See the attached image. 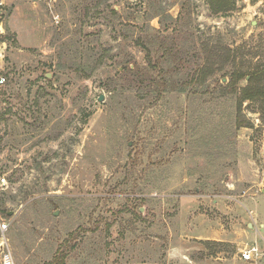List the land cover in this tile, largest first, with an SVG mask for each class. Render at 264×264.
Instances as JSON below:
<instances>
[{"label":"rangeland","instance_id":"374dc122","mask_svg":"<svg viewBox=\"0 0 264 264\" xmlns=\"http://www.w3.org/2000/svg\"><path fill=\"white\" fill-rule=\"evenodd\" d=\"M0 23V213L17 264H255L240 253L264 249V217L248 212L264 216L248 205L264 201V0L225 13L210 0H5ZM235 69L263 73L260 99L219 93ZM165 74L162 92L148 77Z\"/></svg>","mask_w":264,"mask_h":264},{"label":"trees","instance_id":"16d2710c","mask_svg":"<svg viewBox=\"0 0 264 264\" xmlns=\"http://www.w3.org/2000/svg\"><path fill=\"white\" fill-rule=\"evenodd\" d=\"M237 0H210V4H211V8L216 12V13H225L227 11H230L233 6L235 5ZM6 37H1L0 38V42H3V40H5ZM148 53H147V60H148V65L149 67H151V69L153 71H157L158 70V63H154L152 61V56H151V52L149 49H147ZM128 71V74H130L133 78H138L140 76V70L138 69V66L135 65L134 67H127L126 69ZM263 73H261L260 71L258 72H254V73H249L246 74V72H243L242 70L239 69H235L234 71H232V73L230 74V82L226 85H222L218 84L219 86V93H224V95L222 96H226V95H234L235 93H241L240 97H239V105L241 107V105L245 102V101H255L260 99L261 95H262V90L260 89L259 85H257V81L259 79V77L262 75ZM249 76V85L244 87L241 91L239 90V84L241 81L247 80V77ZM161 79L156 81L154 79H151L148 77L149 82H155L156 84H158L160 90H162V92H167V89H169V80L167 79L166 74L160 77ZM207 78L205 76L200 77L199 80V84L200 86L204 85L207 83ZM221 83V82H220ZM256 83V84H255ZM238 127L242 128V127H249V125L242 123L241 120H238ZM4 215L7 216L8 211H3ZM52 264V263H49ZM56 264H62L61 260L58 261Z\"/></svg>","mask_w":264,"mask_h":264},{"label":"built area","instance_id":"2783aa9c","mask_svg":"<svg viewBox=\"0 0 264 264\" xmlns=\"http://www.w3.org/2000/svg\"><path fill=\"white\" fill-rule=\"evenodd\" d=\"M5 6V0H0V17L3 13ZM4 34L3 25L0 23V38ZM5 42H0V62L4 60ZM9 74L5 69V66L0 64V128L4 117L9 112V102L11 93L9 89ZM0 188L7 186L5 178L0 179ZM10 224L8 220L3 218L0 213V264H17L11 249L10 237H9ZM241 259L247 263L258 264L264 258V249H261L258 245H253L244 250H241Z\"/></svg>","mask_w":264,"mask_h":264},{"label":"crops","instance_id":"0c3cea01","mask_svg":"<svg viewBox=\"0 0 264 264\" xmlns=\"http://www.w3.org/2000/svg\"><path fill=\"white\" fill-rule=\"evenodd\" d=\"M0 64H2L1 62H0ZM248 205L249 206H255V208L257 209V207H260V208H262V207H264V201H263V198H259V199H252V200H250L249 201V203H248ZM248 212L250 213V217L252 218V219H260V220H262V218L264 217L263 216V214H262V212H260V210H257V213H255V212H253V211H251V210H248ZM249 225H251V224H249ZM261 227L263 226L264 227V223L263 224H261L260 225Z\"/></svg>","mask_w":264,"mask_h":264},{"label":"water","instance_id":"95a60500","mask_svg":"<svg viewBox=\"0 0 264 264\" xmlns=\"http://www.w3.org/2000/svg\"><path fill=\"white\" fill-rule=\"evenodd\" d=\"M103 101V97H101L100 99H99V102H102Z\"/></svg>","mask_w":264,"mask_h":264}]
</instances>
